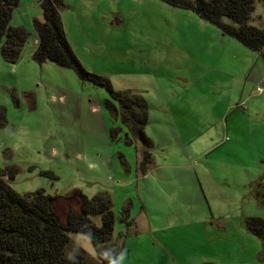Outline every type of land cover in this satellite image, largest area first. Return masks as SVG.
<instances>
[{"label":"rangeland","instance_id":"obj_1","mask_svg":"<svg viewBox=\"0 0 264 264\" xmlns=\"http://www.w3.org/2000/svg\"><path fill=\"white\" fill-rule=\"evenodd\" d=\"M41 1L20 0L14 11L11 26L30 33L20 60L7 63L0 49V108L7 110L0 175L15 174L3 179L21 195L59 197L63 217L71 193H108L114 240L124 244L117 264H264L262 241L247 228L249 217L264 219L253 191L264 181L259 53L165 0H64L69 42L83 66L148 103L154 149L144 175L140 145L125 143V127L105 107L106 89L33 59L32 14L43 20ZM248 24L264 28V0ZM117 127L122 138L113 140ZM128 204L130 225L121 220ZM90 218L102 225V216ZM69 236L70 255L82 249L99 260L87 235Z\"/></svg>","mask_w":264,"mask_h":264},{"label":"trees","instance_id":"obj_2","mask_svg":"<svg viewBox=\"0 0 264 264\" xmlns=\"http://www.w3.org/2000/svg\"><path fill=\"white\" fill-rule=\"evenodd\" d=\"M180 8L192 10L206 21L220 28L253 51L264 55V28L249 25L255 11L256 0H165ZM20 0H0V49L4 60L16 64L30 33L25 27H13L11 21ZM43 20L33 24L38 36V46L33 59L43 65L50 61L59 67L73 70L79 79L103 87L110 99L105 100L106 109L114 119L120 120L126 129L127 145H140L139 169L147 174L152 164L154 143L146 128L149 108L146 99L138 93L117 92L110 79L88 71L68 41L62 13L64 0H42ZM229 19L233 24L225 21ZM5 38V42L2 40ZM7 110L0 108V128L6 125ZM122 127L113 128L110 136L121 139ZM43 176L57 179L52 172ZM14 180L15 174L7 170L0 175V264H117L124 244L114 240L116 215L112 198L102 192L93 198L76 191L66 197L70 202L66 215L57 206L59 197H52L40 190L34 194L21 195L3 177ZM254 194L264 205V181L253 187ZM102 216L98 227L90 218ZM122 221L130 225V205L122 209ZM247 228L261 239L264 248V219L249 217ZM70 233L87 235L94 244L99 260H93L82 249L70 255L66 248ZM213 264V263H204Z\"/></svg>","mask_w":264,"mask_h":264},{"label":"crops","instance_id":"obj_3","mask_svg":"<svg viewBox=\"0 0 264 264\" xmlns=\"http://www.w3.org/2000/svg\"><path fill=\"white\" fill-rule=\"evenodd\" d=\"M180 8V7H179ZM188 10V9H187ZM42 13H43V11H42ZM200 16V15H199ZM38 17V16H37ZM37 17H34V15L32 14V20H33V22H34V20L35 19H38ZM201 17V16H200ZM202 18V17H201ZM63 22H64V27H65V31H66V33H67V38L69 39L68 41H71L70 40V38H69V30H68V26H67V22L65 21V19H63ZM33 26H34V24H33ZM35 29V28H34ZM220 29V28H219ZM221 30V29H220ZM222 31V30H221ZM223 32V31H222ZM224 33V32H223ZM225 34V33H224ZM225 35H227V36H230V35H228V34H225ZM234 38V37H233ZM236 39V38H235ZM239 41V40H238ZM3 43L5 42V38L3 39V41H2ZM36 42H37V46H38V36H37V40H36ZM69 43H71V42H69ZM243 44V43H242ZM247 47V46H246ZM248 48V47H247ZM248 49H250V48H248ZM74 50V49H73ZM251 50V49H250ZM251 51H253V50H251ZM253 53H259V52H256V51H253ZM2 54V53H1ZM259 55L261 56V58L259 57V56H254L255 57V59L256 60H258V62H260L261 63V61H264V55H262L261 53H259ZM263 65H264V62H263ZM253 72H254V69L252 70V72H251V74L249 75V77L253 74ZM264 81V77L262 78V79H260L259 81H258V83H257V86L260 84V83H262ZM257 86H256V88H257ZM256 88H255V90H256ZM259 95V94H258ZM264 95V94H263ZM262 96V95H261ZM252 98V97H251ZM250 98V99H251ZM246 103V102H245ZM243 104V103H242ZM241 104V105H242ZM240 105V106H241ZM237 106H239V105H237ZM245 107H246V105H244ZM243 106V107H244ZM228 131H229V126H228V129H227ZM219 146L218 145H215V143H213L211 146H210V150H216L217 148H218ZM235 172H237V171H235ZM226 177H225V175L223 176V179H225Z\"/></svg>","mask_w":264,"mask_h":264},{"label":"built area","instance_id":"obj_4","mask_svg":"<svg viewBox=\"0 0 264 264\" xmlns=\"http://www.w3.org/2000/svg\"><path fill=\"white\" fill-rule=\"evenodd\" d=\"M256 92L259 95L264 93V81L257 86Z\"/></svg>","mask_w":264,"mask_h":264}]
</instances>
